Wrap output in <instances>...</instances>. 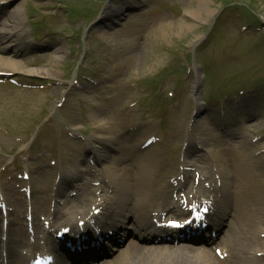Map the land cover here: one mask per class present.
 <instances>
[{
  "label": "rangeland",
  "instance_id": "374dc122",
  "mask_svg": "<svg viewBox=\"0 0 264 264\" xmlns=\"http://www.w3.org/2000/svg\"><path fill=\"white\" fill-rule=\"evenodd\" d=\"M10 1L20 6L27 40L33 43L29 56L46 53L49 63L54 47L59 46L62 58L52 63L58 77L21 71L9 74L0 84V102L5 107L0 111V185L18 186L23 172L29 176L25 184H30L36 194L43 186L41 182H50L55 190L58 175L64 190L81 182L80 179L65 180L67 170L72 168L62 164L61 158L77 155L66 142L78 141L85 145L82 141L85 136L81 134L96 130L91 123H117L118 107L111 109L108 97L128 100L127 106L136 113L135 120L151 123L152 132L157 130L159 120L149 119L148 113L154 109L145 105L154 98L163 101L167 142L172 125L180 128L184 140L196 120L205 118L212 124L216 117L214 123H229L230 118H219L210 110L197 116L195 106L201 103L203 108H220L218 104L206 105L197 99L200 96L205 99L211 92L231 91L234 96L226 94L221 99L230 100V104L238 101L240 106L250 109L253 118H258L255 119L258 135L248 127L242 133L250 140H258V152L262 151L264 158V40L258 36L245 38L239 31L242 25L251 24L252 19L244 4L255 12L264 8V0H208L213 13L201 19L189 13L196 0ZM226 2H235L239 17L235 13L220 12ZM110 6L119 7L121 12L107 15L111 14ZM228 16L236 25L230 23ZM41 17L45 19L44 26ZM39 21L41 26L37 24ZM179 25H190V29L177 33L175 29ZM248 39L255 41L256 48L239 51L231 47L240 41L251 44ZM184 52L190 53L189 60L184 59ZM175 59L180 63L175 64ZM172 63L176 71L163 79L156 78V90L149 96L152 93L146 80ZM87 87L91 89L86 93ZM96 103H102L105 111L94 109ZM193 133L199 136L195 127ZM183 152L182 142L168 148L170 157L177 155L179 161L184 159ZM88 164L97 166L85 147L76 166L85 170ZM260 170L263 173L259 184L264 183V167ZM48 171L56 174L48 177ZM258 211L264 225V198L258 199ZM261 229L264 231V226Z\"/></svg>",
  "mask_w": 264,
  "mask_h": 264
},
{
  "label": "bare ground",
  "instance_id": "6f19581e",
  "mask_svg": "<svg viewBox=\"0 0 264 264\" xmlns=\"http://www.w3.org/2000/svg\"><path fill=\"white\" fill-rule=\"evenodd\" d=\"M9 3L6 0H0V72L22 71L30 74H41L42 76L58 77V72L56 73L55 69L52 68V63L62 58L60 56L62 47H54V53L51 54L49 63L47 61L48 54L46 53L41 56L29 57L33 44L26 38V29L23 24L20 6L18 5L12 12H1ZM110 12L111 16H114L120 13L121 9L110 6ZM189 13L201 19L209 17L213 13V9L208 5V0H196L195 7L191 8ZM255 14L261 21V16H264V8L255 11ZM103 19L105 20V17ZM260 21L258 35L264 33V21ZM189 29L190 25H179L175 31L183 33ZM251 33H253L252 30L248 28L247 33L242 36L246 38ZM235 48L240 51L241 49L250 50L253 47L250 44L238 42ZM34 65L39 68H29ZM4 108L3 103L0 102V111ZM232 109L241 113L240 116L236 117L240 126H246L250 129H255L258 126L257 121L251 119L254 115L250 111L240 107H233ZM203 110L201 105H197L198 114ZM119 119L122 120V118ZM91 125H94L97 128L96 130L101 132L99 135L90 134L87 137L90 142L86 141V146L95 160L103 165L102 173L99 174L100 178L95 179L99 181V184L95 188L93 187L94 189L91 188L94 194L87 193V184H85L74 198L69 197L66 199L65 205L69 202L75 203V205H79L82 211L79 213L80 217L78 219H76V216L74 218H61L64 224L60 226L69 225L71 230H75V223L78 221H84V228H86L93 220L98 227L109 225L110 228L108 229L113 231V235H116L119 228L114 218L117 215L123 218L131 217L133 221L132 230L124 232L127 234L131 232L139 240L136 242L130 241L116 257L101 261L99 264H259L250 256L259 251L258 247H261V250L264 249V239L253 235V232H256L257 235L259 232H264L261 229L264 225L257 206L258 193L253 183L254 170L258 169V163L252 165L249 162L247 154L243 151L242 139H235V136H231L228 141L218 140L214 136H209L208 139L191 138L193 146L198 143L202 147L206 143H210L211 149L205 152V157L210 161L208 166L216 167V169L214 172L207 170L205 173L194 169L190 181L179 183L180 187L188 185L192 192L195 190L193 192L194 200L211 202L212 210L208 213L207 219L211 221L213 216H216L217 220H215L212 229H215L217 234L224 231L221 236L223 244L221 254L227 253V255L221 260L212 253L210 248L206 247L207 244L199 246L189 244L162 245L167 237L170 239L176 238L175 234L168 232L165 228H155L151 223L144 220L146 214L150 211L149 207L157 211L156 216L153 215L152 218L159 217L161 212L165 210L172 215L184 214V211L175 205L167 207V192L171 189L169 178L177 172L176 158L172 161L171 171H160L158 164L154 163L155 158L153 156L149 158L152 152L150 149L152 145H150L142 150L141 156L134 157L132 162H128L123 154V150L127 151L128 146H120L121 134L116 132V126L113 123L107 125V123L101 121L93 122ZM194 125L205 131V121H196ZM106 145L116 148L120 156L113 159L108 153L109 149L105 148ZM188 146L191 145L188 144ZM71 147H74L73 154H78L82 149L79 143H72ZM132 148L133 154L137 148L136 146ZM140 149L139 147L138 150ZM141 157L143 159L146 157V160H141ZM111 158L113 159L111 163L106 164ZM72 161L73 158L67 159L66 162ZM113 165L116 166L113 167ZM188 165V162L184 160V167H188ZM119 166L123 169L121 172H116L117 169L120 170ZM93 171L95 172V170ZM194 172H198L199 175L196 184ZM173 189L174 187H172ZM98 190L99 193L95 194ZM108 190L110 192L106 197L104 192ZM121 204L123 207L120 206ZM156 207H161L162 211H158ZM18 209L19 207L16 206L15 210ZM95 209H99L100 213L94 216L92 212ZM105 218H108L109 221H103ZM13 225L11 222L8 224V226H11V232L20 230V228H13ZM196 233L190 236L189 242L203 244L213 241L210 238L205 239L202 234ZM157 238L164 242L150 245L142 242L146 239L157 241ZM18 246H20L19 243L7 251L6 257L11 261L21 257L16 250ZM59 247L64 248L61 245ZM64 250L66 249L64 248ZM101 254H105L102 245L93 248L89 245L87 250L71 254V259L75 263L81 264L86 258H99Z\"/></svg>",
  "mask_w": 264,
  "mask_h": 264
},
{
  "label": "snow or ice",
  "instance_id": "6c2138e0",
  "mask_svg": "<svg viewBox=\"0 0 264 264\" xmlns=\"http://www.w3.org/2000/svg\"><path fill=\"white\" fill-rule=\"evenodd\" d=\"M173 222H170V224H172Z\"/></svg>",
  "mask_w": 264,
  "mask_h": 264
}]
</instances>
